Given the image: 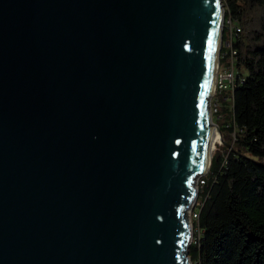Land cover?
I'll return each instance as SVG.
<instances>
[{"label": "water", "instance_id": "95a60500", "mask_svg": "<svg viewBox=\"0 0 264 264\" xmlns=\"http://www.w3.org/2000/svg\"><path fill=\"white\" fill-rule=\"evenodd\" d=\"M224 18L0 0V264H193Z\"/></svg>", "mask_w": 264, "mask_h": 264}, {"label": "trees", "instance_id": "16d2710c", "mask_svg": "<svg viewBox=\"0 0 264 264\" xmlns=\"http://www.w3.org/2000/svg\"><path fill=\"white\" fill-rule=\"evenodd\" d=\"M223 1L226 21L242 30L233 43L240 78L233 92L218 95L231 122L217 124L225 146L199 184L190 257L193 264H264V0ZM223 36L226 42V30Z\"/></svg>", "mask_w": 264, "mask_h": 264}, {"label": "built area", "instance_id": "2783aa9c", "mask_svg": "<svg viewBox=\"0 0 264 264\" xmlns=\"http://www.w3.org/2000/svg\"><path fill=\"white\" fill-rule=\"evenodd\" d=\"M231 19L225 21L226 30V42L223 44L227 46L224 53L219 56L218 71L215 84V93L218 95L220 93L230 92L231 87H237V81L239 80V71L237 70V51L234 49L233 43L240 36L242 30L237 24L234 25ZM224 30V31H225ZM200 183H203V179ZM194 219L197 217L195 211L193 213Z\"/></svg>", "mask_w": 264, "mask_h": 264}, {"label": "rangeland", "instance_id": "374dc122", "mask_svg": "<svg viewBox=\"0 0 264 264\" xmlns=\"http://www.w3.org/2000/svg\"><path fill=\"white\" fill-rule=\"evenodd\" d=\"M221 1H222V4H223V9H224V17L225 18H224V27L223 28L225 30L226 10H225L224 1L223 0H221ZM235 24H237V23H234V25ZM222 48H225V50L227 49V46L225 44H223V42H222L220 54L225 52V50L222 51ZM227 93H229V92H226V94ZM218 95H213V97L211 98V113H212V119H213V122L214 123L219 124L220 126L224 127V126H226L225 124H230L231 120L226 116L227 115V112L224 111V108L225 107H228V105L227 104H224L223 103V100H219V96ZM227 101H228V98H226L224 100V102H227ZM225 128H227V127H225ZM226 140L229 141L230 140V136H226ZM224 146H225V143H224V135L222 134V142H220L218 144L217 149H216L214 155L218 151H223L224 150L223 149ZM198 188L200 189V187H198ZM197 205L198 204L195 205V208L193 209V212L191 213V220H192L193 223H195V219H194L193 213L196 210ZM195 234H196V232H195V227H194V230H193V241H194V238H195Z\"/></svg>", "mask_w": 264, "mask_h": 264}, {"label": "bare ground", "instance_id": "6f19581e", "mask_svg": "<svg viewBox=\"0 0 264 264\" xmlns=\"http://www.w3.org/2000/svg\"><path fill=\"white\" fill-rule=\"evenodd\" d=\"M221 16L222 13H220V23H221ZM219 23V25H220ZM220 29V27H219ZM224 37V36H223ZM224 43V40H223ZM216 52L218 51L219 48V37H218V42L216 44ZM217 59V57H216ZM217 70V60H215L214 63V73H216ZM215 76V74H214ZM215 88V77H214V82L212 84V92H214ZM235 89V87H231V91L233 92ZM222 142V135L220 134L219 130L216 127H213L208 135V141H207V147H206V153H205V158H204V163L203 166L205 168V176L208 175L210 168H211V164H212V159L214 156V153L217 149L218 144Z\"/></svg>", "mask_w": 264, "mask_h": 264}]
</instances>
